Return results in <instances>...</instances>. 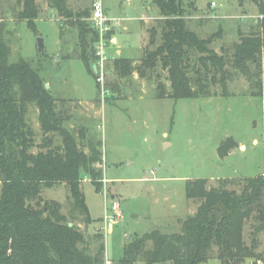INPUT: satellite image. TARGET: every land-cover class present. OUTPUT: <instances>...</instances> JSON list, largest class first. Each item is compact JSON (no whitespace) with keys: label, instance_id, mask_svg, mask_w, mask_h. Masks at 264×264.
Masks as SVG:
<instances>
[{"label":"rangeland","instance_id":"374dc122","mask_svg":"<svg viewBox=\"0 0 264 264\" xmlns=\"http://www.w3.org/2000/svg\"><path fill=\"white\" fill-rule=\"evenodd\" d=\"M93 1L67 0V5L75 13H91ZM37 4L40 15L35 31L17 18L22 10L18 0H0V19L10 32L6 37L12 51L10 60L31 61L53 96L62 102L59 109L69 116L66 126L88 129L101 141L100 191L82 175V191L93 223L86 225L80 216L75 221L90 253L104 244L105 264H120L124 248L135 239L154 230L180 232L182 223L200 205L186 197L189 181L206 179L208 188L227 182V189L241 193L243 179L264 174L263 97L255 96L258 89L245 75L229 65L227 96L217 84L211 85L210 91L216 94L212 97L178 101L156 97L157 73L141 76L139 48L144 51L149 46V31L158 28L161 20L154 0H104L105 12L114 20L112 37L123 38L129 46L119 56L116 50L123 46L114 42L109 47L103 84L97 82V75L96 79L89 75L77 58L78 29L67 25L46 0H37ZM182 4L188 28L201 39L212 38L209 48L219 55L225 51L232 55L241 37L258 31L263 18L254 0H182ZM86 22L93 28L90 18ZM39 39L44 41L42 52ZM118 57L134 63L130 77L117 74L114 61ZM158 71L169 89L167 74ZM259 71L264 93V54ZM27 121L35 133L32 152L37 153L44 135L35 106L29 107ZM230 138L236 147L221 158L218 149ZM41 197L44 202H59L62 213L70 216L72 203L65 185L44 189ZM114 204L121 216L107 223L105 217L113 215ZM255 226V221L246 223L245 241L250 246L256 238L255 254L262 260L247 259L244 264H264V231L254 237ZM135 264L145 263L139 260ZM207 264H220L217 249Z\"/></svg>","mask_w":264,"mask_h":264},{"label":"trees","instance_id":"16d2710c","mask_svg":"<svg viewBox=\"0 0 264 264\" xmlns=\"http://www.w3.org/2000/svg\"><path fill=\"white\" fill-rule=\"evenodd\" d=\"M78 29V59L94 79L97 63L95 45L98 32L88 28V12H73L67 0H46ZM259 6L258 31L242 36L229 55H219L209 46L212 38L201 39L190 30L184 18L182 0H154L160 13L158 28H151L149 46L141 59L142 77L157 73L158 99H200L212 97L211 85L220 84L227 96V80L233 69L245 75L263 97L260 67L264 54V0ZM22 10L17 18L35 31L40 15L37 0H18ZM7 24L0 19V264H105V245L90 253L82 231L76 226L78 216L91 225L82 175L99 192L103 180L101 141L88 129L69 128V116L59 109L62 103L46 88V82L31 61L10 60L12 51L6 39ZM113 32L107 34L110 39ZM114 67L120 78L132 75L133 62L118 57ZM252 67L255 68L253 71ZM167 74V89L159 73ZM97 87L100 86L97 84ZM114 89V88H112ZM35 106L39 113L43 143L36 147L35 133L27 121L28 109ZM236 147L228 139L218 149L225 158ZM241 193L222 186L208 188L206 179L186 184V197L200 201L197 212L188 217L178 233L154 230L135 239L124 248L120 264H207L217 249L220 264H244L247 259L262 260L255 254L256 238L249 246L244 229L255 221L253 236L264 231V174L243 179ZM65 185L70 193V216L62 213L57 201L44 202L41 193ZM73 226L70 227L69 225ZM103 238V237H99ZM148 243L151 247L147 248ZM264 260V259H263Z\"/></svg>","mask_w":264,"mask_h":264},{"label":"built area","instance_id":"2783aa9c","mask_svg":"<svg viewBox=\"0 0 264 264\" xmlns=\"http://www.w3.org/2000/svg\"><path fill=\"white\" fill-rule=\"evenodd\" d=\"M213 7H216V3H212ZM90 22L95 31L98 32L99 39L95 45L96 56L98 58L96 65L97 82L104 83L105 79V67L109 60V47L113 45V38H107V34L113 31L112 22L105 13L104 0H94L91 10ZM103 86V85H102ZM104 88V87H103ZM102 88V89H103ZM113 215L109 217L106 215V222L113 221L114 218L121 216V211L117 204L112 207ZM110 220V221H109Z\"/></svg>","mask_w":264,"mask_h":264},{"label":"crops","instance_id":"0c3cea01","mask_svg":"<svg viewBox=\"0 0 264 264\" xmlns=\"http://www.w3.org/2000/svg\"><path fill=\"white\" fill-rule=\"evenodd\" d=\"M106 15L108 16V14H106ZM108 18L111 19L109 16H108ZM141 21H143V20H141ZM113 33H115V28H113ZM112 38H113L112 39L113 40V43L115 42V45H121V46L124 47V48H118V50H116V54L118 56L121 55L122 53L124 54V50H126L127 47L129 46L128 43H127V41L124 40L123 38L116 37V35H114ZM143 38H144V33L142 32V35H141V44H142ZM113 46H114V44H113ZM139 49L141 51V57H139V58L142 59L143 58V55H144V52H145V50L147 48L144 51H142V47H140ZM109 51H110V49H109ZM133 66H134V63H133Z\"/></svg>","mask_w":264,"mask_h":264},{"label":"water","instance_id":"95a60500","mask_svg":"<svg viewBox=\"0 0 264 264\" xmlns=\"http://www.w3.org/2000/svg\"><path fill=\"white\" fill-rule=\"evenodd\" d=\"M38 47H39V51L42 52L44 50V41H43V39H39L38 40ZM93 69H94V71L96 73V65L93 66ZM46 88L48 89V86H46ZM69 226L72 227L73 225L70 224Z\"/></svg>","mask_w":264,"mask_h":264}]
</instances>
